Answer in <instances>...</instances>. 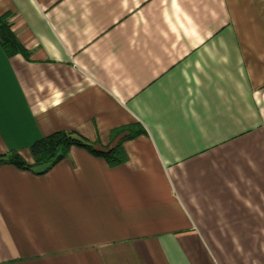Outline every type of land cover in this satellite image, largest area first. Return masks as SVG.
<instances>
[{"label": "crops", "instance_id": "1", "mask_svg": "<svg viewBox=\"0 0 264 264\" xmlns=\"http://www.w3.org/2000/svg\"><path fill=\"white\" fill-rule=\"evenodd\" d=\"M0 264H264V0H0ZM125 129L117 137L113 132Z\"/></svg>", "mask_w": 264, "mask_h": 264}, {"label": "trees", "instance_id": "2", "mask_svg": "<svg viewBox=\"0 0 264 264\" xmlns=\"http://www.w3.org/2000/svg\"><path fill=\"white\" fill-rule=\"evenodd\" d=\"M11 14L0 15V46L8 57L21 54L28 58V51L18 40L11 30L9 19ZM125 129L113 132V137H117L124 133ZM129 134L117 142L116 146L109 151H100L95 145L73 132H57L44 137L35 142L30 147V153L34 159V163L29 165L18 153L12 152L6 157L0 158V165L9 164L19 170L35 171L38 174H44L60 161L65 159L72 147L86 150L91 155L104 159L110 167H116L127 161L122 142L131 140L144 133L134 132L132 128H127Z\"/></svg>", "mask_w": 264, "mask_h": 264}]
</instances>
